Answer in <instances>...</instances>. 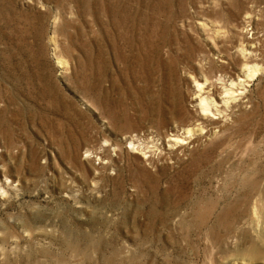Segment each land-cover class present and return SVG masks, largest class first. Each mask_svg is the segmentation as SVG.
<instances>
[{
	"label": "rangeland",
	"instance_id": "obj_1",
	"mask_svg": "<svg viewBox=\"0 0 264 264\" xmlns=\"http://www.w3.org/2000/svg\"><path fill=\"white\" fill-rule=\"evenodd\" d=\"M212 63L243 105L128 147ZM0 264H264V0H0Z\"/></svg>",
	"mask_w": 264,
	"mask_h": 264
},
{
	"label": "bare ground",
	"instance_id": "obj_2",
	"mask_svg": "<svg viewBox=\"0 0 264 264\" xmlns=\"http://www.w3.org/2000/svg\"><path fill=\"white\" fill-rule=\"evenodd\" d=\"M208 64L202 71V80H199V77L194 79L195 77L192 76V73H196L194 65L191 64L186 67L185 74L188 76V78L186 77L188 87L185 94V105H182L178 116L172 122L167 123L163 128H148L146 129V132L129 135L127 137L129 140H127L128 147L135 148L137 146L140 148L141 145L140 147L138 146L139 141L147 139L150 140L151 143L145 145L147 147L146 149L142 148L143 151H149L147 155L151 156L152 153L153 155L155 153H172L175 148H183L186 144V141L188 143L195 141L199 136L203 135L204 132L208 131L207 129L213 126L217 121L224 119L223 117H219L221 116L219 113L222 112L226 106L229 107L235 104L238 106L243 105L242 103L245 99V92L236 89L238 85L242 86L241 84H243V82L247 79L244 73L242 74L243 71L240 70L234 74H231L230 72L224 70L222 63ZM216 70H220L221 73H215ZM143 151L140 152L144 153ZM143 156L145 157V155Z\"/></svg>",
	"mask_w": 264,
	"mask_h": 264
}]
</instances>
